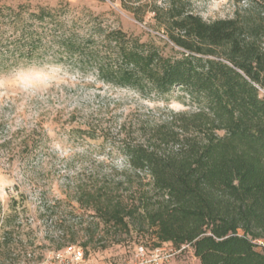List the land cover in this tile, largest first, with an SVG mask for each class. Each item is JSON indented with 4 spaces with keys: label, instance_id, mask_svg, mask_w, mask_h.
Returning <instances> with one entry per match:
<instances>
[{
    "label": "trees",
    "instance_id": "obj_1",
    "mask_svg": "<svg viewBox=\"0 0 264 264\" xmlns=\"http://www.w3.org/2000/svg\"><path fill=\"white\" fill-rule=\"evenodd\" d=\"M125 1L131 5L123 7L138 21L153 13L155 24L179 48L174 55H164L154 42L99 25L92 33L100 45L91 36L81 43L73 33H26V21L61 25L47 6H37L25 21L18 10L6 7L21 32L4 49L31 57L44 37L81 67H95L110 85L158 94L175 86L186 89L198 108L212 115L181 114L195 131L183 139L168 122L151 128L143 143L124 142L128 166L149 180L129 191L128 202L99 191L83 194L86 205L106 226L153 234L152 243L137 240L133 249L138 243L188 245L201 264H264V255L247 239L264 236V95L259 90L264 91V0L256 10L212 21L194 13L191 0ZM215 128L225 134L217 136ZM132 251L101 260L126 263Z\"/></svg>",
    "mask_w": 264,
    "mask_h": 264
},
{
    "label": "rangeland",
    "instance_id": "obj_2",
    "mask_svg": "<svg viewBox=\"0 0 264 264\" xmlns=\"http://www.w3.org/2000/svg\"><path fill=\"white\" fill-rule=\"evenodd\" d=\"M124 4L131 5L125 0H0V264L41 259L67 244L83 246L90 257L101 260L129 255L137 240L153 242L151 232L106 226L83 194L107 192L128 202L129 191L145 185L149 176L134 174L122 144L143 143L151 128L168 122L183 139L195 131L181 114L211 116V111L199 109L181 87L158 94L103 82L95 67H81L77 58L59 53L44 37L31 57L4 49L21 32L6 7L18 10L25 21L37 6H47L61 25L26 21V33H73L81 43L91 36L100 45L92 33L99 25L119 28L154 42L164 55H174L179 48L155 24L153 13L138 21ZM259 6V0H191L192 11L205 21ZM214 133L221 137L225 131L215 128ZM247 239L264 255V236ZM168 264L201 261L184 245Z\"/></svg>",
    "mask_w": 264,
    "mask_h": 264
},
{
    "label": "built area",
    "instance_id": "obj_3",
    "mask_svg": "<svg viewBox=\"0 0 264 264\" xmlns=\"http://www.w3.org/2000/svg\"><path fill=\"white\" fill-rule=\"evenodd\" d=\"M181 246V248H183ZM170 245L147 246L138 243L134 246L129 262L118 264H168L170 259L179 251ZM21 264H108L102 260L87 256L83 247L67 244L41 259H35Z\"/></svg>",
    "mask_w": 264,
    "mask_h": 264
}]
</instances>
